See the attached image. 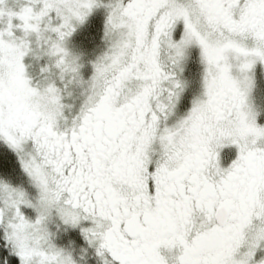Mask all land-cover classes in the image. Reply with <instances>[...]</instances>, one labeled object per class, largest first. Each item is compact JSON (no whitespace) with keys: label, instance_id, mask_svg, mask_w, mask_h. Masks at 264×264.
Listing matches in <instances>:
<instances>
[{"label":"snow or ice","instance_id":"6c2138e0","mask_svg":"<svg viewBox=\"0 0 264 264\" xmlns=\"http://www.w3.org/2000/svg\"><path fill=\"white\" fill-rule=\"evenodd\" d=\"M0 264H264V0H0Z\"/></svg>","mask_w":264,"mask_h":264}]
</instances>
